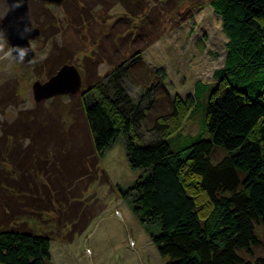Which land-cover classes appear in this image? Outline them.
Returning <instances> with one entry per match:
<instances>
[{
	"label": "trees",
	"instance_id": "16d2710c",
	"mask_svg": "<svg viewBox=\"0 0 264 264\" xmlns=\"http://www.w3.org/2000/svg\"><path fill=\"white\" fill-rule=\"evenodd\" d=\"M210 5L227 39L223 65L213 72L215 85L197 80L185 98L171 97L165 73L158 69L153 72L155 81L143 78V93L134 100L123 79L130 78L140 59L135 52L132 62L116 63L105 80L86 81L80 104L89 143L77 142L79 148L70 160L63 134L45 128V119L28 116L3 131L0 197L8 201L6 194L21 195L31 214L49 210L41 204L50 201L51 190L31 179V166L26 173L14 169L9 173L3 167L10 163L4 154L13 151L12 139L22 129L43 148L62 139L65 146L58 148L55 159L58 170L85 171L88 160L100 159L121 140L130 169L139 175L131 186H117V192L166 264H264V256H244H252L253 248L261 245L264 230V0H211ZM31 20L42 31L37 18ZM161 89L166 109L159 104ZM198 107L202 109L198 131L183 133L185 119ZM152 109L160 112L148 139L141 127ZM204 131L206 138L201 137ZM180 140L184 145L178 146ZM36 145L28 144L27 154ZM38 154L33 151L35 158ZM50 244L49 235L0 224V264H51Z\"/></svg>",
	"mask_w": 264,
	"mask_h": 264
},
{
	"label": "rangeland",
	"instance_id": "374dc122",
	"mask_svg": "<svg viewBox=\"0 0 264 264\" xmlns=\"http://www.w3.org/2000/svg\"><path fill=\"white\" fill-rule=\"evenodd\" d=\"M210 2L64 0L59 5L44 3V9L41 2L31 0L30 17L35 16L42 26L40 34L30 41L33 59L28 63L21 62L10 53L7 41L0 38V136L11 124H21L28 116L34 120L45 119V128L63 134L66 158L70 160L79 143L83 142L84 146L89 143L80 104V97L86 92V81L103 77L105 80L107 72L115 70L116 63L123 61L127 65L132 62L135 52L140 59L132 67L130 78L123 79L134 100L143 93L144 87L140 85L143 78L155 81L153 72L158 69L165 73V85L171 97L185 98L193 91L197 80L215 85L213 72L223 65L227 39L221 19ZM6 9L5 0H0V15L3 16ZM63 61L78 69L82 78L80 89L75 94L35 101L32 85L48 80ZM162 91L158 93L159 104L166 109L168 102L161 97ZM155 110L147 113L141 127L142 136L146 138L150 137L153 119L160 112ZM201 111L198 107L192 118L185 119L183 133L198 131ZM27 136L24 129L15 135L13 151L4 154L10 163L3 167L9 169L6 171L9 173L14 172L13 169L26 173L31 166V179L51 190L50 193L48 189L50 201L41 204L49 210L28 213L23 206L24 197L6 194L8 201L0 197L2 226L49 235L51 264H166V259L158 255L117 192V186L124 189L131 186L139 175L137 170L130 169L121 140L100 159L88 160L85 171H75L56 169L58 148L65 146L60 143L62 139L53 140L55 147L47 145L43 148L38 140ZM208 136L204 131L201 137ZM33 142L37 145L27 154L28 144ZM184 143L180 140L178 146ZM33 151L39 153L38 158ZM29 155L33 156V162L28 165ZM18 177L16 175L15 179L19 181ZM41 196L46 200L45 195ZM260 232L261 245L253 248L252 256L245 254L246 258L264 256V230Z\"/></svg>",
	"mask_w": 264,
	"mask_h": 264
},
{
	"label": "water",
	"instance_id": "95a60500",
	"mask_svg": "<svg viewBox=\"0 0 264 264\" xmlns=\"http://www.w3.org/2000/svg\"><path fill=\"white\" fill-rule=\"evenodd\" d=\"M30 0H5L7 9L0 18V38L7 41L10 53L19 60L17 47L28 49L24 56V63L30 62L34 57L31 39L40 34V28L31 20L29 12ZM47 4L59 5L64 0H38ZM82 85L81 75L72 64H63L48 80L41 83L36 81L32 85L35 101L63 94H75Z\"/></svg>",
	"mask_w": 264,
	"mask_h": 264
},
{
	"label": "clouds",
	"instance_id": "9594fccd",
	"mask_svg": "<svg viewBox=\"0 0 264 264\" xmlns=\"http://www.w3.org/2000/svg\"><path fill=\"white\" fill-rule=\"evenodd\" d=\"M0 47H2V45H0ZM16 51L18 52L19 60L23 61L24 56L27 55L28 49L17 47Z\"/></svg>",
	"mask_w": 264,
	"mask_h": 264
}]
</instances>
